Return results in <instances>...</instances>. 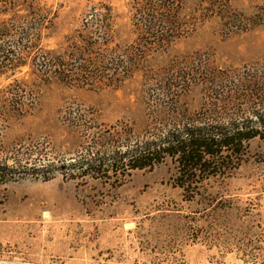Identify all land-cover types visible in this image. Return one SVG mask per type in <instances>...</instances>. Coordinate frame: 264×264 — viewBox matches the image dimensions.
Returning <instances> with one entry per match:
<instances>
[{
    "label": "rangeland",
    "instance_id": "obj_1",
    "mask_svg": "<svg viewBox=\"0 0 264 264\" xmlns=\"http://www.w3.org/2000/svg\"><path fill=\"white\" fill-rule=\"evenodd\" d=\"M213 1L0 0V264H264V0ZM202 127L260 136L184 189L81 174Z\"/></svg>",
    "mask_w": 264,
    "mask_h": 264
},
{
    "label": "trees",
    "instance_id": "obj_2",
    "mask_svg": "<svg viewBox=\"0 0 264 264\" xmlns=\"http://www.w3.org/2000/svg\"><path fill=\"white\" fill-rule=\"evenodd\" d=\"M161 1L159 0L160 3ZM220 2L221 0H214L210 6L216 9ZM148 10L149 7L146 6L143 11L148 12ZM146 17L149 20L148 26L141 24V29L147 33V31H153L157 26L154 17L152 19L149 15ZM259 136L258 130L252 131L246 127L186 129L179 136L166 135L158 143H140L131 151L119 156L112 155L84 162L80 166L81 174L98 175L108 171L105 168L116 173L119 166L129 171L145 170L159 165L161 160L166 157L174 161L177 168V185L184 189L197 184L200 180L199 177L216 176L217 171L213 170L224 169L227 162L238 160L242 155L244 145ZM10 175L8 170L0 168V182L11 179ZM40 179L48 180L43 175L40 176Z\"/></svg>",
    "mask_w": 264,
    "mask_h": 264
}]
</instances>
